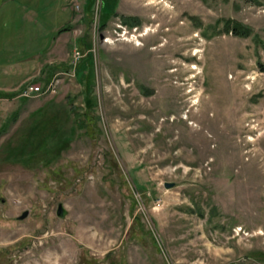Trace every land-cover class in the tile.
Returning <instances> with one entry per match:
<instances>
[{
  "label": "rangeland",
  "instance_id": "rangeland-1",
  "mask_svg": "<svg viewBox=\"0 0 264 264\" xmlns=\"http://www.w3.org/2000/svg\"><path fill=\"white\" fill-rule=\"evenodd\" d=\"M133 1L0 0V264H264V0Z\"/></svg>",
  "mask_w": 264,
  "mask_h": 264
},
{
  "label": "built area",
  "instance_id": "built-area-1",
  "mask_svg": "<svg viewBox=\"0 0 264 264\" xmlns=\"http://www.w3.org/2000/svg\"><path fill=\"white\" fill-rule=\"evenodd\" d=\"M81 58V54L78 51L74 53V62L73 64L76 66L79 59ZM62 74L67 75L69 73L63 72ZM61 78L56 74L54 75L50 81L47 83L43 82H29L21 89H19L18 97H36L42 94H56L61 84Z\"/></svg>",
  "mask_w": 264,
  "mask_h": 264
},
{
  "label": "crops",
  "instance_id": "crops-1",
  "mask_svg": "<svg viewBox=\"0 0 264 264\" xmlns=\"http://www.w3.org/2000/svg\"><path fill=\"white\" fill-rule=\"evenodd\" d=\"M50 62L48 63H39L38 69L36 72H29V74L26 71H19L17 69V72L20 74H14L16 77L17 82H15L12 85H6V86H0V90L2 91H14L20 89V87L26 85L29 82H34V80H37V78H41L42 76H47L48 79L51 78L54 74L50 71ZM21 64H17V67H20ZM28 71V69H27ZM21 87V88H22Z\"/></svg>",
  "mask_w": 264,
  "mask_h": 264
},
{
  "label": "trees",
  "instance_id": "trees-1",
  "mask_svg": "<svg viewBox=\"0 0 264 264\" xmlns=\"http://www.w3.org/2000/svg\"><path fill=\"white\" fill-rule=\"evenodd\" d=\"M106 20H108V19H106ZM104 25H105V23L103 24V27H104ZM67 29H69V28L66 25L65 26H62L61 28H59L57 30V32H56L57 33V36H59L60 34H62L63 32H65ZM225 30L227 32H233V33H235L237 35H240V36H246V35H249L250 34V31L248 30V28L246 26H244L243 24H241L238 21H233V20L226 21V23H225ZM263 67H264V64H263ZM76 71H77V69H76ZM51 78H49L46 82H43V83H47L48 81L51 80ZM34 82H42V81H34ZM18 93H19V90H16L14 92H7V91L0 90V95H6V96L7 95H14V96H16V95H18ZM23 98H26V97H23Z\"/></svg>",
  "mask_w": 264,
  "mask_h": 264
},
{
  "label": "water",
  "instance_id": "water-1",
  "mask_svg": "<svg viewBox=\"0 0 264 264\" xmlns=\"http://www.w3.org/2000/svg\"><path fill=\"white\" fill-rule=\"evenodd\" d=\"M167 188H170L172 186H174V183L172 182H167L166 185H165ZM28 211H25L21 216H20V219H23L25 218L27 215H28ZM67 213V210L66 208L64 207L63 203H60L59 204V207H58V210H57V214L58 216L60 217H64Z\"/></svg>",
  "mask_w": 264,
  "mask_h": 264
},
{
  "label": "bare ground",
  "instance_id": "bare-ground-1",
  "mask_svg": "<svg viewBox=\"0 0 264 264\" xmlns=\"http://www.w3.org/2000/svg\"><path fill=\"white\" fill-rule=\"evenodd\" d=\"M133 4H135V7L138 9V10H141L142 11V14L144 13V14H147V13H149V11L151 10L149 7H141L140 5H139V2H137V0H134L133 1ZM177 8V7H176ZM170 13V12H169ZM160 16V15H159ZM175 19V18H174ZM156 21H159V20H156ZM156 21H150L149 23H155ZM173 21V20H172ZM148 23V25L146 26V28L148 29L149 27H150V24ZM195 68V67H194Z\"/></svg>",
  "mask_w": 264,
  "mask_h": 264
}]
</instances>
